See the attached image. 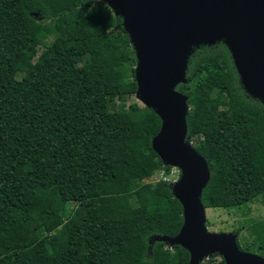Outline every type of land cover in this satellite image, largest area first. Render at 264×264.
Here are the masks:
<instances>
[{
	"label": "trees",
	"instance_id": "1",
	"mask_svg": "<svg viewBox=\"0 0 264 264\" xmlns=\"http://www.w3.org/2000/svg\"><path fill=\"white\" fill-rule=\"evenodd\" d=\"M123 22L101 0H0V264H189L158 240L180 233L183 206L151 181L172 168L152 147L161 118L132 101ZM186 73L205 208L264 205L263 101L225 40L194 47ZM253 235L239 246L264 255V220Z\"/></svg>",
	"mask_w": 264,
	"mask_h": 264
},
{
	"label": "water",
	"instance_id": "2",
	"mask_svg": "<svg viewBox=\"0 0 264 264\" xmlns=\"http://www.w3.org/2000/svg\"><path fill=\"white\" fill-rule=\"evenodd\" d=\"M124 19L137 57V98L162 120L152 147L166 166L181 171L172 186L183 206L184 224L176 237L158 240L180 245L189 264L219 255L226 264H264V257L243 251L238 234H213L206 227L203 190L209 164L187 140V63L194 47L225 40L243 84L264 103V0H101Z\"/></svg>",
	"mask_w": 264,
	"mask_h": 264
},
{
	"label": "rangeland",
	"instance_id": "3",
	"mask_svg": "<svg viewBox=\"0 0 264 264\" xmlns=\"http://www.w3.org/2000/svg\"><path fill=\"white\" fill-rule=\"evenodd\" d=\"M49 42H51V40H49ZM137 66L136 62L133 65L134 71L137 69ZM132 101L142 104L137 96H135ZM171 168L172 169L168 174H165L164 172L157 174L151 179V181L170 182L174 185L179 181L181 171L176 167ZM206 217V227L210 233L235 234L236 231H240L238 234L240 245L243 248H245L246 245L251 247L252 243H255L256 240L253 235L254 225L257 221L264 220V205L260 201H255L232 209L210 208L206 210ZM249 252L264 257V255L255 251V249H251ZM220 261V257L213 258L212 256L210 259L204 260L203 264H218Z\"/></svg>",
	"mask_w": 264,
	"mask_h": 264
}]
</instances>
